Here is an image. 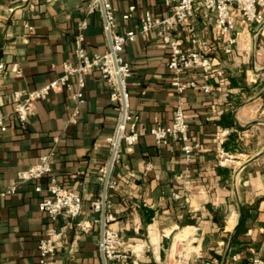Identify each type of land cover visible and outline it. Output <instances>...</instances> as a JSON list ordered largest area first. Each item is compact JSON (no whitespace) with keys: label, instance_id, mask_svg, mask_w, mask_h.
Masks as SVG:
<instances>
[{"label":"crops","instance_id":"obj_1","mask_svg":"<svg viewBox=\"0 0 264 264\" xmlns=\"http://www.w3.org/2000/svg\"><path fill=\"white\" fill-rule=\"evenodd\" d=\"M110 1L113 33L138 32L121 56L132 69L126 83L128 114L147 133L131 150L122 145L106 186L109 139L123 103L111 99L99 71L86 79V101L76 122L71 121L74 105L63 88L36 103L26 126L14 114L15 92L41 88L63 75L65 63L76 64L82 22L88 24L83 34L89 54L110 48L102 11L90 12L80 0H0V63L5 67L0 72V117L7 128L0 130V264H39L38 245L52 224L39 202L52 178L83 200L79 218L58 222L66 227V235L53 257L55 264H103L101 224L84 233L79 223L101 219L103 209L97 213L93 203L102 202L105 191L106 215L115 216L110 226L131 251L123 264H167L176 238L187 239L186 230L193 248L182 264H250L253 256L264 258L262 28L243 24L235 13L237 41L233 54L227 55L214 15L197 6L194 16L168 35L199 52L202 48L192 43V35L205 40V55L223 75L208 81L211 93H179L172 84L170 49L159 30L140 33L146 13L159 18L171 14L164 0ZM126 14L131 15L128 20ZM14 65L20 74L12 70ZM182 78L203 82L200 73ZM178 107L189 125V144L194 147L190 157L182 143L159 146L149 133L158 124L170 126ZM223 131L228 134L220 147L218 134ZM220 148L233 157L232 163H220ZM50 152L51 174L11 192L18 173ZM243 215L245 231L236 236Z\"/></svg>","mask_w":264,"mask_h":264},{"label":"built area","instance_id":"obj_2","mask_svg":"<svg viewBox=\"0 0 264 264\" xmlns=\"http://www.w3.org/2000/svg\"><path fill=\"white\" fill-rule=\"evenodd\" d=\"M80 1L87 3L90 12L102 11L105 30L111 36L110 48L104 53L89 54L84 46L85 36L83 34L88 24L86 21L82 22L76 38V64L65 63L63 75L41 88L15 92L14 114L20 125L26 126L34 115L36 103L47 99L52 92L63 88L69 94L74 105L71 121L76 122L80 108L86 101V79L95 71H99L111 90V99L123 103L122 115L114 135L109 139L112 152L115 151L114 162H118L122 145L125 144L131 150L138 143L139 138L147 133L145 129L139 130L128 114L126 83L132 76V69L121 56L125 46L135 40L138 32L113 33L114 9L110 0ZM164 2L169 7L171 14L166 18H159L146 13L142 19L140 33L146 34L156 29L159 30V35L170 49L169 69L173 75L172 84L179 93L190 89L211 93L212 87L208 81L214 75H223L222 71H217L213 61L205 55L208 50V43L205 40L198 38L195 34L192 35V43L199 44L202 48V51L199 52L183 48L178 39H173L168 35L170 29L189 21L194 16L197 6H202L206 13L214 15L215 26L223 38L224 52L227 55L233 54L237 41L235 13L239 15L243 24H254L261 27L264 34V0H164ZM132 11H134V7L130 8V12ZM130 16V14H126L124 19L128 20ZM4 68V64L0 63V72L4 71ZM12 70L18 74L21 73L17 65H14ZM191 73H200L203 82L200 83L195 78L187 80L182 78L184 74ZM124 103L126 112L123 116ZM0 130L2 132L7 130L4 119L1 117ZM149 133L159 146L168 145L171 141H178L183 144V151L187 157H190L193 152L194 147L189 144V125L181 107L175 110L170 126L158 124ZM227 134L228 131L218 134L220 147H222ZM217 156L221 164L233 162V157L229 156L222 148L219 149ZM52 163L53 152H50L43 155L36 165L20 171L11 192H14L19 184L38 181L50 175ZM115 185V183H111L110 187L114 188ZM46 192L47 195L39 202V209L47 215L52 224L39 242L38 257L39 264H55L53 257L66 235V227H60L58 222L61 218L68 220L79 218L83 213V200L77 193L63 187L55 178L51 179ZM93 207L97 213H100L103 209L102 202H94ZM114 221V215L105 216V230L99 249L104 254L107 264H123L130 258L131 251L125 246L121 233L110 226ZM94 224H101V219L97 218L93 222H81L79 228L82 232L88 233L93 229ZM262 231L264 233V227ZM234 260L236 261V257ZM250 264H264V258L253 256L250 258Z\"/></svg>","mask_w":264,"mask_h":264},{"label":"water","instance_id":"obj_3","mask_svg":"<svg viewBox=\"0 0 264 264\" xmlns=\"http://www.w3.org/2000/svg\"><path fill=\"white\" fill-rule=\"evenodd\" d=\"M108 36H109V39H110V41H111V36H110V34H108ZM125 112H126V104L124 103L123 116L125 115ZM114 155H115V151L112 152V156H111V159H110V162H109L108 172H107V175H106V181H105L106 186H107V182H108V179H109V174H110L111 168H112L113 163H114ZM102 205H103V212H102V217H101V241L103 240V235H104V230H105L106 191H105L104 196H103ZM101 257H102L103 264H107V262H106V258H105V256H104L103 253H101Z\"/></svg>","mask_w":264,"mask_h":264},{"label":"rangeland","instance_id":"obj_4","mask_svg":"<svg viewBox=\"0 0 264 264\" xmlns=\"http://www.w3.org/2000/svg\"><path fill=\"white\" fill-rule=\"evenodd\" d=\"M188 238H189V236L179 246L180 255H182V256L180 257L177 255L176 256L177 258H172V257L169 258L167 261V264H178L179 261H181V264H182V262L185 261L186 258H188L190 255H192L191 249L193 248V244H190V243L188 244ZM189 251H191V252L189 253ZM194 251H197V250L194 249Z\"/></svg>","mask_w":264,"mask_h":264},{"label":"bare ground","instance_id":"obj_5","mask_svg":"<svg viewBox=\"0 0 264 264\" xmlns=\"http://www.w3.org/2000/svg\"><path fill=\"white\" fill-rule=\"evenodd\" d=\"M191 234V232H189V231H184V235H187V236H189V235ZM185 239H186V237L185 236H183V235H181V236H179L178 238H176V240H175V242H174V245H173V247H172V251H171V254H172V258H177L176 256L178 255V256H182V255H180V249H179V246H180V244L183 242V241H185Z\"/></svg>","mask_w":264,"mask_h":264},{"label":"trees","instance_id":"obj_6","mask_svg":"<svg viewBox=\"0 0 264 264\" xmlns=\"http://www.w3.org/2000/svg\"><path fill=\"white\" fill-rule=\"evenodd\" d=\"M245 220H246V215H243L241 223L239 225V228L237 230L236 236L245 231Z\"/></svg>","mask_w":264,"mask_h":264}]
</instances>
